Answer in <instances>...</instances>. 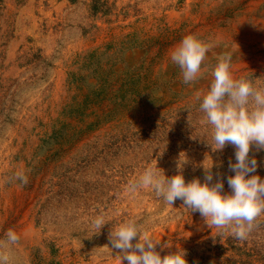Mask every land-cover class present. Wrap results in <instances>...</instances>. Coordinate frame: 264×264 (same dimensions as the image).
Returning a JSON list of instances; mask_svg holds the SVG:
<instances>
[{
    "label": "rangeland",
    "instance_id": "rangeland-1",
    "mask_svg": "<svg viewBox=\"0 0 264 264\" xmlns=\"http://www.w3.org/2000/svg\"><path fill=\"white\" fill-rule=\"evenodd\" d=\"M189 34L214 45L207 65L229 52L234 78L264 85V0H0V239L20 236L11 264H121L109 233L129 219L171 245L162 256L264 264V216L238 241L181 200L126 191L147 166L177 174L179 156L186 183L212 166L231 191L235 148L212 151L196 99L212 77L185 85L170 61ZM249 156L264 179V151ZM17 171L26 185L5 182Z\"/></svg>",
    "mask_w": 264,
    "mask_h": 264
},
{
    "label": "clouds",
    "instance_id": "clouds-1",
    "mask_svg": "<svg viewBox=\"0 0 264 264\" xmlns=\"http://www.w3.org/2000/svg\"><path fill=\"white\" fill-rule=\"evenodd\" d=\"M213 47L212 43L189 34L171 50L170 61L179 68L185 85H194L205 72L212 77L208 91L197 92L196 99L200 101L199 111L204 113L205 122L212 129L213 143L209 144L212 151H223L226 145L235 148V163L229 160V170L234 175L227 177L231 191H224L219 173L214 181L212 166L204 167L203 183L200 178L186 183L183 166L187 159L181 161L180 156L177 174L166 177L157 165L147 166L136 179L129 181L126 191L135 195L150 189L169 206L181 200L185 209L198 212L208 228L217 229L220 236L246 241L259 227V218L264 216V179L253 174L258 162L254 156H249L253 146L256 151H264V85H257L247 77L234 78L229 52L216 56L215 64L207 65V54ZM13 181L23 186L28 183V176L17 171L5 182ZM107 223L102 213L91 221L96 233ZM109 241L112 249L119 250L121 264L123 261L127 264H188L185 250L168 251L162 256L161 251L171 245H160L134 219L112 228ZM19 243L20 236L9 229L0 239V264H11L13 250Z\"/></svg>",
    "mask_w": 264,
    "mask_h": 264
},
{
    "label": "trees",
    "instance_id": "trees-1",
    "mask_svg": "<svg viewBox=\"0 0 264 264\" xmlns=\"http://www.w3.org/2000/svg\"><path fill=\"white\" fill-rule=\"evenodd\" d=\"M37 264H43V262H42V261H40V262H38Z\"/></svg>",
    "mask_w": 264,
    "mask_h": 264
}]
</instances>
